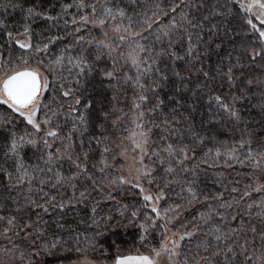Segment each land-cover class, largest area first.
I'll list each match as a JSON object with an SVG mask.
<instances>
[{
  "label": "snow or ice",
  "instance_id": "1",
  "mask_svg": "<svg viewBox=\"0 0 264 264\" xmlns=\"http://www.w3.org/2000/svg\"><path fill=\"white\" fill-rule=\"evenodd\" d=\"M132 2H135V0H132ZM73 6L78 10L91 9L90 15H79L78 20L75 17L73 18L71 23L77 25L75 31L79 32L81 25L92 24L101 29L110 27L116 35L109 40L107 33H104L105 39L97 41L95 44V53L82 46L84 43L92 44L91 39L85 40L83 36L79 37L76 41L77 45H81L79 51H74L71 46H64L58 51L54 50L51 46L61 39L60 36H52L46 41L41 40L35 44L33 43L32 22L37 18H42L45 21L63 19V16L67 14V9ZM0 7L5 9L10 7L21 11L23 14L22 31H18L16 35L25 37L23 40H15V49L20 50L19 54L16 55L15 49L11 47V41L14 39L13 32L7 31L10 46L8 58L0 60V73H2L0 74V105H7V108L12 113L23 118L22 122L26 126L31 127V130L26 127L23 132L18 133L16 126L13 125L9 136L4 140H0V156L4 158L5 163L9 161L13 163L17 184L22 185L27 181L29 193L32 192L33 181L37 179L35 176L37 171L52 172V166L58 161L62 162L64 159L69 161L70 166H74L77 169L75 173H72L68 177L61 176L57 172L54 180L40 178V188L37 189V192L42 194L41 199L43 202L41 203L35 199L26 197V203H30L35 208L42 209L44 213L50 211L49 204L53 211L58 209L60 213H65L69 207L75 208L91 196L87 188L81 190L79 196L75 195L77 181L81 176H86L88 180L92 181L93 190L103 192V187L98 186L97 181L94 179V174L87 168L90 154L84 149L83 137L89 132V125L91 124L93 127H98L99 132L91 134L89 146L92 140H95L97 146H99L102 141L110 139L109 136L105 135L107 131L105 122L111 116L114 117L112 120L113 129H120L121 131V136L118 138L121 145L124 146L122 147L121 154L127 155L126 145L130 144L133 153L136 155L133 156V163L129 167L130 178L124 176L114 177L108 182L112 185H128L131 188L139 189L145 202V207L150 204V213L155 214H145L144 220L136 224V221L139 219L138 212H132L131 217L128 218L129 224L135 225L139 230L134 243H138L147 249V253H141L140 249H137V255H121L119 253V245L123 241L115 239L111 243L108 242V235H119L115 230L116 225L112 223L116 218L109 214L98 220L99 201H97L96 205L90 208L92 215L89 217L90 223L88 226H95L96 230L93 237H88L85 234L88 247L81 248L79 235L73 238L75 241L74 250L77 253H83V259L78 260L76 264H93V261L87 257V252L89 250L95 252L101 240L103 241L102 247L107 245L101 253L105 257H109L111 248L114 245L117 246V255L112 260V264H159V257L162 253H168L170 258L177 256L179 255L177 250L184 246L182 242L188 241L191 243L193 238L201 234L202 239H198L196 244L197 254L192 259L186 257L184 264H200L201 260H203L204 264H229L230 260L235 261L238 259L236 255L237 245L243 249L245 258L250 260L252 257L248 255V240L245 237L250 231L253 236V243L256 235H259L261 242H264V228L255 227L251 221L246 223L244 217H251L253 215V208L259 209L255 213L256 216L264 217V184H257L255 189H251L249 186V190H245L239 200L233 198L230 201H223V193H218L214 197V199L221 201L218 208L209 206L207 212L198 213V216H194L192 221H181L179 227L184 229L183 232L169 227L175 220L180 218L183 205L177 204L174 208H165L162 213L158 205L164 199V191L161 189L156 194L155 199H153V196L146 194L143 188L144 181L149 184L155 183V169L153 165L156 163H159L164 168V172L168 177L165 187L179 183L180 180L175 177L180 172H189V169L185 167V162L194 153L195 148L198 145L201 147L206 146V138L200 134L194 125H190L187 129H181L178 133L177 129L172 127V124L177 123L176 121H169L165 117L163 121L156 122L157 115L161 111V106L165 103L156 93L160 87V83L168 78L167 72L159 68V62L164 56H168L173 63L186 60L191 64L194 59H199V45L204 43L202 35L205 28L204 21H207L208 17L200 20L191 16L190 12H186L183 9L185 7L189 9L199 8L203 7V5H196L195 3L186 4V0H171V3L167 6L158 3L152 10L151 15L144 12L142 18L138 19L135 24L133 23V18L128 16L119 4L111 6L101 5L98 12L95 3L89 5L85 3V0H80L75 5L62 6L63 15L57 17L39 11L35 5L25 7L23 0H6V2L5 0H0ZM219 7L220 10L214 9L215 15H225L223 10L226 9L228 14L238 16L243 21L242 30L245 33V39L250 41V51L248 48L244 49L245 53L250 56L249 62L254 63L257 57L264 60V0H226V3ZM118 17L119 22H116ZM125 20L128 21L127 24L124 23ZM64 23L67 26L68 21L64 20ZM4 27L3 22H0V28ZM209 31L215 32L218 31V28L213 24ZM233 32L239 35V32H236V30H233ZM145 33L147 34L145 35ZM185 37L187 48L184 50V54L181 55L175 46L177 44L183 45ZM125 49L127 50L125 51ZM105 55L112 61V70H109L107 66L99 69L96 68L97 63ZM228 59L229 64L227 70L223 72V77L226 78L229 86H235L234 69L237 64L241 63V58L237 56V64H232V53H229ZM121 60L126 67L135 70L134 76L127 73L122 74L125 82L131 83L134 94L137 95V99L132 101L131 110L133 115L130 122L122 126L120 124L121 114L115 111L109 113L102 109L96 123H93L90 117H86L85 113L77 112L75 107L69 105L66 119L69 116L72 117L73 124L66 139L71 142L73 134H80V152L83 154L84 161H81L80 155H73L75 149L71 143L65 144L63 151L57 149L55 154L47 151L52 146L49 138H52V140L61 138V125L58 121L54 122V118L58 117L60 111L63 109V105L56 100L55 96L53 97V101L58 104L57 109H54L50 104L44 103L43 98L45 94L50 90L55 92L56 85L58 84L60 95L64 98L75 99V104L79 105L81 100L77 92L81 88V78L92 76L96 73L109 81L117 79L114 71L117 63ZM217 71L220 72L221 69H217ZM175 75L180 78L181 83H184V77L181 72L178 71ZM203 75L205 78L212 76L209 71H204ZM161 77L162 79L158 83L157 80ZM212 78L215 79V77ZM187 87L188 85L185 84L186 89ZM204 87H207V79L205 80ZM197 88H199V83L197 84ZM149 93L152 94L151 98ZM193 94L197 98L201 95L198 91H194ZM242 95L241 93L239 97L233 96L232 102L226 103L220 95L212 96L209 94V104L214 101L219 109L228 114L231 120L239 122L241 116L235 105L238 99L242 98ZM151 99H156L157 102L148 107L146 111L145 108L151 104ZM169 99H174L176 105L181 104L179 99L171 96ZM41 111H43V119L38 118V113ZM4 123L11 124L12 120L6 117L4 118ZM54 123L55 126H53ZM154 129L167 131V135L159 137L160 143L157 147L151 146L154 143ZM41 132H43V136L39 135ZM186 134L192 143L185 142ZM172 137H176L177 139L165 143V141H169ZM246 146L248 147V151L244 157V161L241 162L251 161L254 170H260L261 161H264V150L256 154L260 159H254L250 142L246 145V142L242 139L240 148L243 149ZM29 150L33 152V155L37 152L40 153L39 158L43 160L45 167L41 168L39 165L31 164V157L28 155ZM109 151V147L105 145L102 149V155ZM211 151L209 148L205 156H210ZM236 151L233 148L227 154L229 159L239 160V157L234 155ZM220 154L219 149H217L216 156ZM100 163L104 167L97 170L103 174L107 170L108 165L103 158ZM93 167L95 168L96 165L94 164ZM0 171L5 172L9 180L12 179V173L7 169H0ZM192 175L195 176L194 170L192 171ZM46 183L50 184L52 188H59L64 184H68L73 189V196L66 201L62 199L57 204L55 197L44 191L43 186ZM185 183L187 187H182L181 192L177 193V195L181 199H184V193L186 192L188 205L199 202V194L193 187L194 181H185ZM237 191L236 187L232 188L233 193ZM251 191H255L259 195V200L255 203H247L245 207L246 200L251 198ZM107 195L109 199L112 198L111 192ZM234 206L237 208L235 213L231 211H219V209H232ZM15 211L20 212L18 203ZM119 215L123 218L124 212L121 211ZM214 216H218V221L215 225H212L211 221ZM0 219H3V217H0ZM238 219L240 221L239 224L233 223ZM56 223L58 227L64 228V225L58 221ZM86 223L88 222L86 221ZM8 224L15 227V218H10ZM116 224L124 228L128 227L127 224H121L119 220L116 221ZM222 224L228 226L227 230L221 227ZM101 225H103V230L101 229ZM44 227L45 225H42L39 220L21 221L18 226V234L20 232L24 233L21 236L22 240L27 239L30 235L36 236V241L33 242L30 248L26 264H41V261L38 259L41 254L55 256L61 249L64 251L73 250L69 240L64 239L62 236L54 235L52 242L50 244L47 243V233L44 231ZM26 229L29 231H25ZM109 229L112 231L109 232ZM68 231L71 233L75 230L68 229ZM241 233L244 235H241ZM5 234H7V229L5 230ZM157 236H159L158 247ZM96 237L100 239L98 240ZM241 240L244 243H241ZM37 241L41 243H37ZM201 250L209 255L200 256ZM222 253L224 257L223 262L213 260L214 257H218ZM257 260L259 264H264V255L257 257Z\"/></svg>",
  "mask_w": 264,
  "mask_h": 264
},
{
  "label": "trees",
  "instance_id": "2",
  "mask_svg": "<svg viewBox=\"0 0 264 264\" xmlns=\"http://www.w3.org/2000/svg\"><path fill=\"white\" fill-rule=\"evenodd\" d=\"M79 2L80 0H23L25 7L35 5L39 11L53 17L63 15L62 6L75 5ZM85 3L89 5L95 3L98 12L101 5L111 6L119 4L127 15L133 18V23L135 24L138 19L142 18L144 12L151 15L152 10L158 3L167 6L171 3V0H135V2H132V0H85ZM192 3L203 5V7L191 9L185 7L183 10L190 12L191 16L200 20H203L204 17H208V20L204 21L205 28L202 33L204 43L199 45V59H194L191 64L186 60L173 63L168 56H164L160 60L159 68L167 72L168 78L163 80L162 83H160L162 77L157 80V82L160 83V87L156 95L160 99H163L165 103L161 106V111L157 115L156 122L163 121L165 117H167L169 121H176L177 123L172 124V127H175L178 133L181 129H187L190 125H194L200 134L206 138V146L201 147L198 145L195 148L194 153L189 157L192 161L185 164L189 172H180L175 177L180 180L179 183H174L165 187L168 177L164 172V168L159 163H156L153 165L155 169V183L150 184L158 190L162 189L164 191V199L160 202L162 213L165 208H174L177 204L183 205L180 218L175 220L178 222H180V220L192 221V218L198 216V213L207 212L209 206L218 208L221 201L214 199L218 193H223V201H229L230 195L236 200H239L241 194L245 190H248L249 186L253 189L252 186L256 188L257 184H264V161H261L260 170H254L251 161L241 162L244 161L248 147L246 146L243 149L240 148L242 139L246 142V145L250 142L254 159H260L256 154L264 150V60L257 57L254 63L249 62L250 56L245 53L244 49L248 48L250 51V41L245 39V33L242 30L243 21L238 16L228 14L226 9L223 10L225 15L217 16L214 14V9L220 10L219 6L224 5L226 0H186V4ZM90 13V8L78 10L73 6L67 9V14L63 16V19L45 21L42 18H37L31 23L33 43L35 44L41 40L46 41L52 36H60L61 39L57 40L55 44L51 46L54 50L58 51L64 46H71L74 51H79L81 45H77L76 41L79 37L83 36L85 40L91 39L92 44L89 45L88 43H84L82 46L85 49H89L92 53H95V44L97 41H101L103 37L101 28L95 27L92 24L81 25V30L77 32L75 31L77 25L71 23L74 17L78 20L79 15H90ZM22 15L19 9H12L10 7L5 9L0 7V22H3L5 25L4 28H0V53L2 60L8 58L10 42L7 31H12L14 38L17 36L16 33L18 31H22ZM64 20L68 21L67 26H65ZM116 22H119V17ZM124 23L127 24L128 21L125 20ZM213 24L217 26L218 31H209ZM233 30L239 32V35H236ZM146 34L147 33H145V35ZM217 45H219V47H217ZM11 47L15 49L14 39L11 41ZM175 47L177 51L183 55L184 50L187 48L186 37L183 45L177 44ZM157 50L159 51V49ZM19 51V49H15V54L18 55ZM229 53H232V64H237V56L241 58V63L237 64L234 69L236 78L235 86H229L226 78L223 77V72L227 70L229 64ZM121 64L122 62L119 61L114 71V75L117 79L109 81L96 73L92 76L82 77L81 88L80 91L77 92L81 100L79 105L75 104V99H68L61 96L58 84L56 85L55 92L50 90L45 94L43 98L44 103L50 104L54 109H57L58 104L53 101V97L55 96L56 100L63 105V109L60 111L58 117L54 118V122L58 121L61 125V138L55 140L49 138L52 146L47 151L55 154L57 149L63 151L64 145L71 143L75 149L73 155H80L81 161H84L83 154L80 152V134H73L71 142L66 139L73 124L72 117L69 116L66 119L69 105L75 107L77 112L85 113L86 117H90L93 123H96L102 109L109 113L115 111L121 114L120 124L122 126L130 122L133 115L131 110L132 101L137 99V95L134 94L131 83L125 82L122 74L127 73L134 76L135 70L121 67ZM105 66H107L109 70H112V61L109 60L106 55L97 63L96 68L99 69ZM217 69H221V71L218 72ZM178 71L182 73L184 83H181L180 78L175 75ZM204 71L211 72L212 76L205 78L203 75ZM212 77H215V79ZM206 79L207 87H204ZM249 81H251V83H249ZM198 83L199 88H197ZM185 84L188 85L187 89L185 88ZM177 89H179V91H177ZM194 91H198L201 94L199 98L193 94ZM241 93L243 94L242 98L238 99L235 105L241 116L239 122L231 120L227 113L217 107L214 101L209 104V94L212 96L220 95L226 103H231L232 97H239ZM149 96L151 98L152 94L149 93ZM170 96L179 99L181 104L176 105L174 99H169ZM156 102V99H151V104L146 106L145 110L147 111V108L156 104ZM6 117L12 120L11 124L4 123V118ZM38 118L43 119V111L38 113ZM113 119L114 117L110 116L108 121L105 122L107 128L105 135L109 136L110 139L102 141L99 146H97L95 140H92L89 146V138L92 133L99 132L98 127H93L90 124L89 132L83 137L84 149L90 154L87 161V168L94 174V179L97 181L98 186L103 187L102 193L105 194L108 191V187L106 186L109 181V179L107 181L106 172L110 170H106L102 174L97 169L104 167L100 163L104 155V153L102 155L103 147L107 145L110 149L113 143L112 141L121 133L120 129H113ZM22 120V117L12 113L7 106L0 105V140H4L9 136L13 125L16 126V131L18 133L23 132L26 127L31 130V127L26 126ZM53 126H55V123ZM153 131L155 135L153 136L154 143L152 147H157L160 143L159 137L161 135H167V131L158 129H154ZM39 135L43 136V132ZM175 139L177 138L172 137L169 141H165V143ZM185 142L189 144L192 143L187 137V134L185 135ZM209 148L212 150L211 154L210 156H205ZM233 148L237 150L234 155L239 157V160L229 159L227 154L231 152ZM217 149H219L221 153L219 156H216ZM28 155L31 157L32 165H39L41 168L45 167L43 160L39 158V152L33 155V152L29 150ZM114 160L119 161L117 158ZM94 164L96 165L95 168L93 167ZM52 168V172L37 171L35 173L37 179L33 181L32 192L29 193L27 181L22 185L17 184L13 163L11 161L5 163L4 158L0 156V169H7L12 173V179L9 180L7 174L0 171V217H3V219H0V259H6L7 256L13 255L15 259H20L19 261L21 262L27 260L30 248L33 242L36 241V236L30 235L27 239L22 240L21 236H23L24 233L20 232L18 234V226L21 221L28 220H39L42 225H45L44 231L47 233V243L50 244L52 242L54 235L62 236L64 239L69 240L73 248L72 251H64L61 249L55 256L41 254V256L38 257L41 264H69L83 258V253H77L74 250L75 241L73 238L76 235L69 233L68 229H72L74 226V218H86L90 215L91 206L97 203V201L92 200V198L102 193L93 190L92 181L88 180L86 176H81L77 181L75 195L79 196V192L87 188L91 194L90 198L84 203L78 204L75 208L69 207L65 213H60L58 209L53 211L49 204L48 207L50 211L44 213L42 209L35 208L30 203H26V197H30L41 203L43 202L41 199L42 194L37 192V189L40 188L39 179L54 180L57 172L61 176L68 177L77 171L74 166H70L67 159H64L62 162H56ZM193 170L195 171V176L192 175ZM185 181H194L193 187L199 194V202L188 205L186 192L184 193V199H181V197L177 195V193L181 192L182 187H187ZM157 185H159V187H157ZM43 187L45 192L55 197V202L57 204L62 199L66 201L73 196V189L68 184H64L59 188H52L50 184L46 183ZM233 187H236L238 191L233 193ZM205 197H207V199H205ZM258 200L259 195L255 191H251V198L246 200L245 207L247 203H255L258 202ZM17 203L19 204L20 212L15 211ZM108 204L110 203L104 204L99 202L98 207L102 208ZM125 206L127 209L125 208L126 213L122 224H127L128 227L115 229L119 235H108V242L111 243V241L115 239L122 240L123 243L119 245L120 254L135 253L137 249H140L141 253L145 252L147 249L143 248L138 243H134L139 234V230L135 225L129 224L128 218L131 217L133 211H137L139 219L136 221V224H139L144 220L145 214H151L150 210L144 206L142 200L136 204L134 201L129 200V203H126ZM219 211H231L235 213L237 208L234 206L232 209H219ZM13 217L16 221L15 227L8 224V220ZM251 218L255 220L256 217L252 215ZM244 220L246 222L245 218ZM57 221L64 225V228L58 227ZM217 221L218 216H214L211 221L212 225H215ZM171 226L172 225L169 227ZM221 227L227 229L228 226L222 224ZM6 229L7 234H5ZM101 229L103 230V228ZM95 230V228L89 229L85 234H87L88 237H93ZM25 231L29 230L26 229ZM108 231L111 232L112 230L109 229ZM85 234H79L80 246L82 249L88 247ZM96 239L99 240L100 238L96 237ZM37 243L41 242L37 241ZM102 244L103 241L101 240L95 252L91 250L87 252V257L95 261L109 263L117 255V246L114 245L111 248L109 258L101 254L107 247V245L102 247ZM22 256L23 258H21ZM200 264H204V262L200 261Z\"/></svg>",
  "mask_w": 264,
  "mask_h": 264
},
{
  "label": "rangeland",
  "instance_id": "3",
  "mask_svg": "<svg viewBox=\"0 0 264 264\" xmlns=\"http://www.w3.org/2000/svg\"><path fill=\"white\" fill-rule=\"evenodd\" d=\"M101 32H102V36H103L101 41L105 39L104 33H107V38L109 40H111V38L116 35L114 33V31L112 30V28L101 29ZM16 39L23 40V39H25V37L16 36L14 38V43H15ZM126 50L127 49H125V51ZM0 60H2L1 53H0ZM121 62H122L121 67L128 68L125 66V64L122 60H121ZM0 74H2V73H0ZM5 106H7V105H5ZM120 136H121V133L118 135V137L115 140L112 141L113 143H112V146L110 148V151L108 153H104V155H103V159L106 161V163L108 165L107 170H110L109 172H106L107 181H108V179L110 181L114 177L118 178L121 176H124L126 178H130L129 177V167L132 165L133 156L136 154L133 153V150H132V147L130 144L126 145L127 155L121 154L122 147H124V146L121 145L120 139H118ZM156 136H157V134H156ZM115 158L119 159V161L114 160ZM191 161H192V159L189 158L185 162V164H187ZM101 165L104 166L103 164H101ZM133 175H134V173H133ZM109 176H110V178H109ZM106 187H108V191L106 194L102 193L99 195H95L92 198V200L99 201V202L104 203V204L110 203L107 206H104L102 208L98 207L97 219L99 220L101 217H106L107 215L110 214L116 218L115 220L112 221V223L114 225H116L115 229H120V228H122V226L117 225L116 221L119 220V221H121V224H122L124 217L122 218L119 215V213L121 211H123L124 215H125L126 209H127L125 206L126 203H129V200H132L136 204V203H139L140 200H142V203L145 206V202L142 199V196L139 192V189L131 188L128 185H118V184L112 185L109 182L107 183ZM252 187H253V189H255L254 186H252ZM143 188L145 189L146 194H151L153 196V199H155L156 194L160 191L156 187L151 186L146 181L143 182ZM109 192L112 193L111 199H109L108 195H107ZM128 197H130V198H128ZM233 198L234 197L232 195H230L229 201L232 200ZM160 202L158 205L159 208H160ZM146 208L148 210H150L151 205L149 204ZM252 211H253L254 217H256V218H255V220H253L251 218L252 216L251 217L245 216L244 218L246 219V223L248 220V221H251V223L255 227L264 228V217H258L255 215V213L257 211H259V209H257V210L252 209ZM161 212H162V210H161ZM91 215H92V213H90V215L86 218L85 217H78L76 219L74 218L75 223H74V226L72 227V229H74L75 231H73L71 233L74 235L85 234L89 231V229L95 228V226H93V227L88 226V224L90 223L89 217H91ZM152 215H155V214H152ZM86 221L88 223H86ZM180 223H181V220H180V222L175 221L172 224L171 228L178 229L180 232H183L184 229L182 227H179ZM234 223L239 224L240 223L239 219L234 221ZM101 228H103V225H101ZM69 229H71V228H69ZM225 230H227V229H225ZM241 235H244V234L241 233ZM245 238L248 240V245H247L248 255L251 256L252 258L250 260L246 259L245 256L243 255V249L241 247H239V245H237L236 246V255H237L238 259L235 261L230 260L229 264H259L257 257L264 255V242H261L259 235H256L254 243H253L252 242L253 236H252V233L250 231L247 233V236ZM198 239H202V234L199 235L198 237L193 238L191 243H189L188 241L182 242L184 246L177 250L179 252V255H177V256H172L170 258L168 253H162L161 256L159 257V264H180L181 262H182L181 264H184L186 257L188 259H192V257L197 254L196 244H197ZM158 241H159V236L157 237V247L159 246ZM241 243H244V241L241 240ZM189 249H191V251H189ZM142 253L146 254L147 251L142 252ZM121 255H137V252L128 253V254L122 253ZM207 255H209V254L203 252L202 250L200 251V256H207ZM80 259H83V258H80ZM80 259H78V260H80ZM223 259H224L223 253L220 256L213 258L214 261L219 260L221 262H223ZM19 260L20 259H18V260L15 259V257L13 255H10V256H7L6 259H0V264H26L27 260H24L22 262ZM78 260L71 262L69 264H76V262H78ZM90 260H92V259H90ZM92 261H93V264H112V261L109 263L95 261V260H92ZM201 261L203 262V260H201Z\"/></svg>",
  "mask_w": 264,
  "mask_h": 264
}]
</instances>
